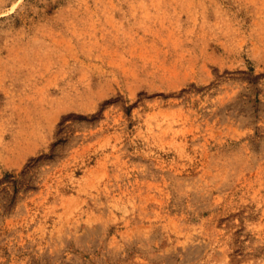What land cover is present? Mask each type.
Wrapping results in <instances>:
<instances>
[{"label": "rangeland", "instance_id": "obj_1", "mask_svg": "<svg viewBox=\"0 0 264 264\" xmlns=\"http://www.w3.org/2000/svg\"><path fill=\"white\" fill-rule=\"evenodd\" d=\"M0 264H264V0H0Z\"/></svg>", "mask_w": 264, "mask_h": 264}]
</instances>
